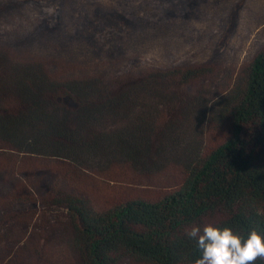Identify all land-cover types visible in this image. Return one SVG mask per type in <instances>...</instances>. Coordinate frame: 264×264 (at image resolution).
Masks as SVG:
<instances>
[{"label":"trees","instance_id":"obj_1","mask_svg":"<svg viewBox=\"0 0 264 264\" xmlns=\"http://www.w3.org/2000/svg\"><path fill=\"white\" fill-rule=\"evenodd\" d=\"M160 2L176 20V0ZM128 16L95 11L69 28L60 8L32 39L48 52L0 49V264H195L192 225L264 236V49L220 94L178 95L200 69H126L149 34ZM62 90L79 106L55 102ZM176 101L180 116L202 114V140L176 138ZM164 159L181 176L162 199L100 205L95 173Z\"/></svg>","mask_w":264,"mask_h":264},{"label":"rangeland","instance_id":"obj_2","mask_svg":"<svg viewBox=\"0 0 264 264\" xmlns=\"http://www.w3.org/2000/svg\"><path fill=\"white\" fill-rule=\"evenodd\" d=\"M163 5L160 0H0V49L9 50L15 60L48 52L49 44L54 45L51 40L42 46L32 39L43 26L53 23L51 18L55 19L60 8L65 15L63 24L69 28L82 29L100 10L129 14L132 19L137 16L149 34L124 52L122 65L130 71L200 69L194 84L184 86L178 95L187 93L203 100L223 92L264 49V0H176V20L171 15L173 8ZM30 43L34 45L26 48ZM52 99L65 107L79 106L65 90ZM180 109L181 103L176 101L170 116L177 119ZM170 111L162 108L158 121ZM200 116L198 112L195 119L181 115L176 121V138L202 140L207 125ZM156 162L146 170L115 167L107 174L95 173L97 192L101 190L105 201L100 205L110 208L136 198L162 199L178 184L181 169L166 159ZM62 189L73 192L65 186Z\"/></svg>","mask_w":264,"mask_h":264},{"label":"clouds","instance_id":"obj_3","mask_svg":"<svg viewBox=\"0 0 264 264\" xmlns=\"http://www.w3.org/2000/svg\"><path fill=\"white\" fill-rule=\"evenodd\" d=\"M214 102L209 101V105ZM185 235L197 242L202 253L195 264H255L264 260V236L255 229L244 235L230 226L208 223L203 229L198 225L186 228Z\"/></svg>","mask_w":264,"mask_h":264}]
</instances>
